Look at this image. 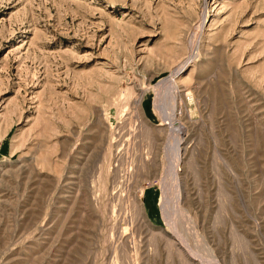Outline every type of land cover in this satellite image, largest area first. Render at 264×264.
Listing matches in <instances>:
<instances>
[{"label": "rangeland", "instance_id": "rangeland-1", "mask_svg": "<svg viewBox=\"0 0 264 264\" xmlns=\"http://www.w3.org/2000/svg\"><path fill=\"white\" fill-rule=\"evenodd\" d=\"M0 264H264V0H0Z\"/></svg>", "mask_w": 264, "mask_h": 264}, {"label": "bare ground", "instance_id": "bare-ground-1", "mask_svg": "<svg viewBox=\"0 0 264 264\" xmlns=\"http://www.w3.org/2000/svg\"><path fill=\"white\" fill-rule=\"evenodd\" d=\"M165 82V81H164ZM168 83H170L169 81H168ZM171 125V124H170ZM182 149V148H181ZM177 150H178V147H177Z\"/></svg>", "mask_w": 264, "mask_h": 264}]
</instances>
